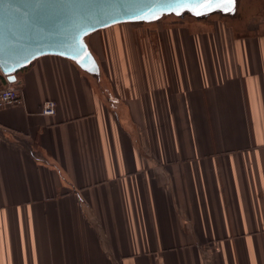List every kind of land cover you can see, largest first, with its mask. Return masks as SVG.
Wrapping results in <instances>:
<instances>
[{"label":"crops","instance_id":"crops-1","mask_svg":"<svg viewBox=\"0 0 264 264\" xmlns=\"http://www.w3.org/2000/svg\"><path fill=\"white\" fill-rule=\"evenodd\" d=\"M154 24L88 36L123 97L61 56L0 76V264H264V31Z\"/></svg>","mask_w":264,"mask_h":264},{"label":"water","instance_id":"water-1","mask_svg":"<svg viewBox=\"0 0 264 264\" xmlns=\"http://www.w3.org/2000/svg\"><path fill=\"white\" fill-rule=\"evenodd\" d=\"M238 1L230 10L197 16L178 6L176 11L165 10L169 5L157 0H0V65L5 69L0 76L15 83L19 71L45 55L66 58L97 76L99 63L86 40L90 34L120 23L157 22L168 15L229 17Z\"/></svg>","mask_w":264,"mask_h":264},{"label":"rangeland","instance_id":"rangeland-1","mask_svg":"<svg viewBox=\"0 0 264 264\" xmlns=\"http://www.w3.org/2000/svg\"><path fill=\"white\" fill-rule=\"evenodd\" d=\"M185 17L189 18L186 20L192 19V16L190 15H186ZM163 18L157 21L159 24H161L159 25V28H166V27H171V26H175L176 28H179L177 24L175 25L172 24L174 22L175 23L180 22L177 20V17L168 15V16H164ZM209 20H213V22L217 26H223L224 28L229 30V32L235 33L238 35L242 33L255 32V31L263 32L264 31V0H239L237 2V10L234 15L227 17V16L218 15V14H212L209 16ZM154 23L156 22H151L147 24L142 23L148 26L137 24V26L134 28H136V31L139 36H143L144 34H147V33L151 34L156 31L155 29H158V26H156V24ZM204 26L208 28L210 27L212 29L211 24L209 26L207 23L203 24L202 27L194 26L193 23H188V22L182 25L183 30H186V28L190 30H194V29L198 30L199 28H203L204 30L206 29V27L204 28ZM94 34L95 33H93L92 36H94ZM86 40H88V37L86 38ZM95 57L98 60L100 59L98 61L99 64L101 63V65H104V68H105L104 73L100 69L99 74L97 76H94L93 74L82 71L84 76H86L89 80L93 81V83H95L94 85H98V87H100L102 90L105 89L106 92L111 95L110 91H108V89L104 87V83L106 82V84L109 86V89L111 90L114 96L120 95V97H123L122 96L123 88L121 84L123 76H122V72L120 71V69H119V72H117V73H120L118 74L119 77H116L115 75L113 76V74L109 75L110 71L107 70L108 63L107 61L105 62V60H103V57L97 50H95ZM110 63H114V62L112 61ZM112 73H115V70H113ZM117 79H119L120 82Z\"/></svg>","mask_w":264,"mask_h":264},{"label":"snow or ice","instance_id":"snow-or-ice-1","mask_svg":"<svg viewBox=\"0 0 264 264\" xmlns=\"http://www.w3.org/2000/svg\"><path fill=\"white\" fill-rule=\"evenodd\" d=\"M158 3L169 5L168 9L176 11L177 6L182 9L191 11L194 15H207L212 11L220 9L230 10V7L235 5L236 0H157ZM3 65H0V71H4Z\"/></svg>","mask_w":264,"mask_h":264},{"label":"built area","instance_id":"built-area-1","mask_svg":"<svg viewBox=\"0 0 264 264\" xmlns=\"http://www.w3.org/2000/svg\"><path fill=\"white\" fill-rule=\"evenodd\" d=\"M21 97L15 87L8 84L5 87L0 88V108L19 103ZM56 103L53 100H47L42 104V113L52 115L55 113Z\"/></svg>","mask_w":264,"mask_h":264},{"label":"trees","instance_id":"trees-1","mask_svg":"<svg viewBox=\"0 0 264 264\" xmlns=\"http://www.w3.org/2000/svg\"><path fill=\"white\" fill-rule=\"evenodd\" d=\"M217 14V13H216ZM218 15H220V14H218ZM186 16V15H185ZM182 17V18H177V20L178 21H180L181 22V20H183V19H189V18H187V17ZM164 19V18H163ZM206 20H208L209 19V16L207 17V18H205ZM205 19H201V20H205ZM190 20H196L194 17H192V19H190ZM179 22V23H180ZM137 24H139V25H146V24H142V23H137ZM146 26H148V25H146ZM92 50V49H91ZM92 52H93V50H92ZM95 53V52H94ZM2 78H3V76H1Z\"/></svg>","mask_w":264,"mask_h":264},{"label":"bare ground","instance_id":"bare-ground-1","mask_svg":"<svg viewBox=\"0 0 264 264\" xmlns=\"http://www.w3.org/2000/svg\"><path fill=\"white\" fill-rule=\"evenodd\" d=\"M122 48H123V51H125V46L124 45H122Z\"/></svg>","mask_w":264,"mask_h":264}]
</instances>
